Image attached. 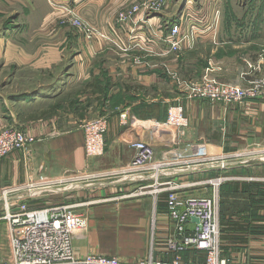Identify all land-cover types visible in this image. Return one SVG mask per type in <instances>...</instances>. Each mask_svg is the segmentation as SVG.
<instances>
[{
  "label": "crops",
  "instance_id": "0c3cea01",
  "mask_svg": "<svg viewBox=\"0 0 264 264\" xmlns=\"http://www.w3.org/2000/svg\"><path fill=\"white\" fill-rule=\"evenodd\" d=\"M37 1L39 8L35 9L41 16L33 26L37 32L46 29L42 34L45 40L60 43L48 56H54L55 61L58 50H64L56 62L41 63L44 66L39 75L43 81L37 86L41 95L34 104L40 107L38 114L27 109L34 106L32 103L18 106L21 110L14 115L13 124L32 142L25 150L0 161V193L7 186L29 182L49 186L57 180H71L81 172L99 175L119 171L132 159V143L137 140L153 144L156 158H160L171 149L173 137L156 131L155 123L165 122L168 109L177 105L182 106L189 121L177 145L182 159L217 158L237 152L264 155V98L229 107L209 105L187 100L169 77L172 72L183 80H195L212 67L213 78L246 86L248 81L264 77V63L260 70L255 68L261 53L258 48L262 47L259 42L238 41L221 34L217 20L202 21L188 13L179 18H183L187 30L197 29L198 33L188 49L173 52L166 43L170 28L163 18L171 6L151 15L140 12L121 23V11L145 2L73 0L69 12L107 35V40L87 42L72 28L70 36L57 29L56 22L64 17L65 10L57 6L51 10L45 4L53 7L55 0ZM50 30L56 33L48 34ZM35 37L26 41L43 38ZM123 48L129 50L124 52ZM38 52L40 55V49ZM60 62L63 66H57ZM122 114L127 116L126 121L120 118ZM98 116L108 122L105 150L103 156L88 160L81 126ZM237 165L232 163L228 169L239 170ZM67 189L64 193L71 191ZM165 211L164 200L158 196L92 207L87 210L85 227L73 235L74 254L115 256L124 262H135L152 252L154 258H160L164 232L158 224L153 228V215L156 212L155 216H161ZM153 235L157 238L155 248Z\"/></svg>",
  "mask_w": 264,
  "mask_h": 264
},
{
  "label": "built area",
  "instance_id": "2783aa9c",
  "mask_svg": "<svg viewBox=\"0 0 264 264\" xmlns=\"http://www.w3.org/2000/svg\"><path fill=\"white\" fill-rule=\"evenodd\" d=\"M169 1L150 0L133 6L129 9L130 11L125 10L119 13L118 22L131 20L140 12L145 14H149L151 10L161 12L168 6ZM60 23L61 25L70 24L69 26L87 42L94 38H104L76 14L61 18ZM197 33V29L187 30L183 24V18H180L178 23L171 25L168 37H166L169 50L177 52L188 49ZM128 50V48L123 49L124 52ZM261 53L255 67L257 70H260V66L264 63V50ZM249 68L253 69L251 66ZM212 72L213 68L208 67L198 81L183 80L172 72H169V77L179 92L191 100H202L229 107L264 98V77L254 78L248 81L246 86H240L223 83L213 78L210 74ZM120 118L127 120L125 114L120 115ZM188 127L189 121L182 106L170 107L166 121L155 123L156 131L170 134L173 137L170 143L171 149L162 153L160 158H156L153 144L137 140L132 143L134 154L125 168L89 177L86 175L73 176L70 183L76 185L73 184L75 180L87 178L114 179L117 183L123 184L157 182L162 177L174 178L213 168L227 169L230 167L232 163H228L227 159L230 158L227 156L182 159L177 145L181 143ZM107 128L106 117H97L83 123L86 159L93 160L103 156ZM31 142L32 139L19 128L10 125L1 127L0 161L14 152L25 150ZM235 156L241 158L244 155L236 154ZM256 157L262 160L261 155ZM185 172L191 173L185 174ZM222 181L223 179H217L209 182L212 186V195L209 198L179 196L175 192L177 186H174L172 182H166L165 185L168 187L164 190H155L153 194L156 196L166 191V212L161 216H154L153 222V228L158 224L164 232L162 257L154 258L150 254L135 262H124L115 256L92 253L77 257L72 248V237L76 231L85 227L82 219L76 218L68 211V207L61 205L30 209L26 202L35 199L38 194L34 193L35 184L32 182L22 187L6 188L1 193L0 201H4V219L9 223L10 264H264L257 260L233 261L222 256L218 214V186ZM63 182L64 180L61 179L53 184ZM51 189L47 186L41 191ZM191 218L197 219L198 223L192 222Z\"/></svg>",
  "mask_w": 264,
  "mask_h": 264
},
{
  "label": "rangeland",
  "instance_id": "374dc122",
  "mask_svg": "<svg viewBox=\"0 0 264 264\" xmlns=\"http://www.w3.org/2000/svg\"><path fill=\"white\" fill-rule=\"evenodd\" d=\"M55 1L53 7L47 2H45V4L51 10L57 7L64 9L63 18H68L69 14H76L75 12H69V7L72 5L73 0ZM146 1L149 2L150 0H139L137 2ZM37 2V0H30L27 3L26 0H19L12 3L7 0H0V128L5 125L16 127L13 123L14 115L19 112L18 110H21L18 106L21 107L31 103L32 105L37 104V97L41 95L37 86L39 82L43 81L42 77L39 75V72L41 73L43 71L42 66H44L43 64L41 65V63L45 61H48L50 64L56 62L60 59V54H62L64 50H58L59 55H56L57 58L55 61H53L54 56H48L50 53L52 54L55 52V47L59 48L60 43H55L54 40H45L42 34L46 33V29H44L43 32L41 30L37 32V28L33 26V23H37L41 16L35 9L36 7L39 8V3ZM136 5L138 4L133 6ZM42 6H44V4ZM169 6H171L172 9L169 10L168 14H165L167 17H163L165 21H168V29L171 27V23L179 21L180 16L190 13L194 18L202 21L210 19L217 20L219 22L218 30L222 32L221 34L232 36L238 41H246L249 39L256 40V42H259L262 46L259 47L258 50H260V52L264 50V0H170L168 7ZM150 13L157 12L151 10L149 14L146 15H151ZM77 16L80 17L79 15ZM83 21L86 22L85 20ZM60 22L61 19L56 22L59 27H57V29L62 31V35L70 36V24L61 25ZM86 23L91 26L88 22ZM91 27L93 28V26ZM73 30L78 34L75 29ZM96 31L104 36L103 40H107V35L104 32L99 30ZM55 33L56 32H52L51 30L48 32V34L52 35ZM168 34L169 32H166L167 37ZM30 36H36L37 38L41 36L43 38L35 39L33 42H27L26 38ZM38 49H40V55ZM45 57L47 59H45ZM29 58L31 59L29 60ZM57 66H63V63L60 62ZM52 77L54 78L55 76ZM199 79L193 80L198 81ZM183 95L187 100H191L188 99L185 94ZM191 101L211 104L202 100ZM39 108L38 105H34L27 109H31L33 112L32 114L37 115ZM95 118L97 117L89 120ZM236 154L244 156L237 158L235 156ZM236 154L230 157L227 156V158H230L227 159V161L234 165L238 163L237 166L241 167L239 170L231 171L228 168H213L174 178L162 177L158 179L157 182H132L130 184L117 183L114 179L107 178L100 180L90 178L75 180L73 184L76 185H71V180H64V182L69 181L67 186L50 182L49 186L42 185L38 187L36 185L34 187L36 190L34 193H38L37 196L35 199L29 200L26 203H28L30 209L40 206H66L73 216L82 219L83 222L86 223V213L88 209L105 203L120 205L126 201L151 198L152 196L155 197L156 195H154L153 192L155 190L166 189L168 187L165 185L166 182H172L174 186H177L175 192H177L179 196L209 198L212 195V186L209 182L223 179L222 183L218 186V214L220 220L219 241L221 254L224 258L233 261L257 260L264 262V210L255 209V207L264 209V198L256 196L258 190H264V163H262L264 160L256 159L257 155L255 154L249 156L239 152ZM77 175L91 176L85 172L77 173L73 176L75 177ZM244 185L249 187V192L241 193V188ZM47 186L52 189L47 191L44 190V192L41 191V189L43 190ZM10 187L22 186H7L4 189ZM234 187H238L237 192H235L236 189H234ZM67 188L71 191L64 193L68 190ZM158 197L163 198L165 203L166 191H162ZM3 202L0 201V264H10L11 249L9 241V223L4 219L5 211ZM155 214L156 212H154L153 218ZM225 217H229L232 222L239 223L240 226L248 232L246 242L224 240L222 232L224 224L223 219ZM154 238L157 239L156 236L154 237L153 235V242ZM153 248H155V246ZM186 256L189 257V255Z\"/></svg>",
  "mask_w": 264,
  "mask_h": 264
},
{
  "label": "trees",
  "instance_id": "16d2710c",
  "mask_svg": "<svg viewBox=\"0 0 264 264\" xmlns=\"http://www.w3.org/2000/svg\"><path fill=\"white\" fill-rule=\"evenodd\" d=\"M256 188V187H255ZM234 189H236L235 192L238 191V187H234ZM241 193H247L249 192V187L247 185L242 186L241 188ZM257 197H261L264 198V190H258V192L256 193ZM256 210H264L263 208H256ZM224 224H223V238L224 240H232V241H236V242H246L247 240V236H248V232H246L242 226H240L239 223L236 222H232L230 221L229 217H225L224 219ZM234 242V243H236ZM236 251V250H233Z\"/></svg>",
  "mask_w": 264,
  "mask_h": 264
},
{
  "label": "water",
  "instance_id": "95a60500",
  "mask_svg": "<svg viewBox=\"0 0 264 264\" xmlns=\"http://www.w3.org/2000/svg\"><path fill=\"white\" fill-rule=\"evenodd\" d=\"M225 165H223V167H224ZM229 166H231V165H229ZM191 172H185V174H190ZM191 221L192 222H196V223H198V220L197 219H195V218H191Z\"/></svg>",
  "mask_w": 264,
  "mask_h": 264
},
{
  "label": "bare ground",
  "instance_id": "6f19581e",
  "mask_svg": "<svg viewBox=\"0 0 264 264\" xmlns=\"http://www.w3.org/2000/svg\"><path fill=\"white\" fill-rule=\"evenodd\" d=\"M262 157H264V155H261ZM263 160H264V158H263ZM152 183V182H151ZM84 185V184H83ZM154 188V187H153Z\"/></svg>",
  "mask_w": 264,
  "mask_h": 264
}]
</instances>
